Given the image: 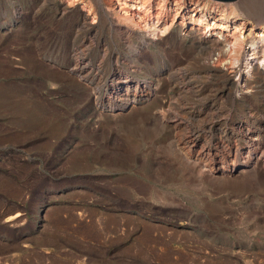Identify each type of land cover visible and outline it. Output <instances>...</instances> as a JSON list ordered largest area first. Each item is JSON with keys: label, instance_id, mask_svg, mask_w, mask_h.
Returning <instances> with one entry per match:
<instances>
[{"label": "rangeland", "instance_id": "374dc122", "mask_svg": "<svg viewBox=\"0 0 264 264\" xmlns=\"http://www.w3.org/2000/svg\"><path fill=\"white\" fill-rule=\"evenodd\" d=\"M90 3L0 0V264H264V165L215 181L174 157L189 135L195 153L232 159L242 132L263 136L264 98L249 96V111L217 96L184 18L135 54ZM249 28L224 33L247 49ZM155 78L142 110H109L112 83L143 96ZM177 99L175 136L152 116Z\"/></svg>", "mask_w": 264, "mask_h": 264}, {"label": "bare ground", "instance_id": "6f19581e", "mask_svg": "<svg viewBox=\"0 0 264 264\" xmlns=\"http://www.w3.org/2000/svg\"><path fill=\"white\" fill-rule=\"evenodd\" d=\"M90 2L94 7H96V9H99L98 11H100L99 15L101 22L106 23L107 21L108 23V21H110V23L114 26L116 33L124 36L125 40H123L122 43L127 44L129 52L135 54H137L139 50L138 44L145 42V40H148L150 43L157 41V43L154 42L155 46L159 45V43L164 41L161 38H164L169 34L175 18H184L183 21L187 23L181 25L180 27L185 28L184 33L190 43L197 49L205 51V54H202V58H199L198 61L204 65L203 67L209 72L211 78L217 79V81L221 79L222 85L218 90H216V95L226 98L228 106L233 105L232 103H237L240 107H242V110L246 109L249 111L251 109H256L249 108L252 107L250 106L249 100H251V97L248 98L249 96H253L252 98L256 100H263L264 0L235 1L233 3V8H236L235 11L231 8V5L229 4L230 2H210L208 0H90ZM114 2H116V5ZM90 9L88 8V10ZM237 12L241 13L243 17H239ZM189 13H192L193 15H187L186 18L184 14ZM170 15L172 16L171 21L167 22L166 17H169ZM194 16L197 17V19H194ZM209 17H213V21L215 22L210 24L209 21H207ZM85 22L83 24H85ZM237 22L239 23V26L243 27H245L246 24L250 25L246 39V41H248L247 49H244V40L241 39L242 33L237 35L234 33L231 34V36L224 33V31L227 32L228 28L231 26H233L236 31V28L238 27ZM216 23L218 29H220L218 30L213 28L212 32H210L209 30H211V26H216ZM78 25L80 24L78 23ZM145 36H147V38ZM214 56H216L218 65L225 61L229 62L227 72L218 69L215 64H210V60H212ZM157 78H155L153 82L146 84L147 91L149 93L147 92L148 94H144L143 96L141 95V92L137 95L133 94V96H129L128 86L124 85L127 81H124V83L119 82V85H114L118 81L116 78L115 83H112L111 88L106 89V91L110 90V94L113 92L111 94V101L109 100L108 103L116 102L120 105H116L114 107L111 105L109 110L115 111L116 108L117 111L123 110L132 104H139L140 110H142V108L146 106L145 102H150V99L154 94L153 92L159 85V79ZM143 87L144 85L142 88ZM97 90L100 91L101 87H98ZM96 94V102L102 104L103 99L100 98L101 95L98 92ZM177 102H179V105ZM177 102V105L173 106V103H170L169 101L164 102L160 100L157 113L152 116L155 117L156 121L161 122L165 129L173 132L175 136L178 135L180 126L178 122L176 124L175 121L172 120L173 117L171 116V110L172 107H175L180 111L183 110L178 99ZM262 110H264V108ZM200 113L198 112L196 115L197 117L199 115V118L202 116ZM217 116L221 117L222 115L218 114ZM223 116V119H225L223 121L226 122L237 118L239 115H236L235 113H226V115L223 114ZM152 117L150 118L152 119ZM188 136L178 138L176 140L178 145L176 144L177 152L174 157L178 162L188 161L186 165L189 164L194 171L198 172V175L200 173L199 171L204 168L206 169V173H209L215 181H222L225 179L238 178L239 176L247 175L255 166H259L261 164L264 165V158L262 156H258L260 142H262L261 138L264 134L262 136L260 133L255 134L252 131L242 132L237 138L241 137L240 140L244 139L245 143L241 142L242 145L239 146L240 150H235V157L232 159L229 158L228 160V157L226 156L227 161H214L213 159L208 158V156H205V154L199 155L195 153V151H193V146L191 145L192 142L188 140ZM16 216L17 215L9 217L7 222H11Z\"/></svg>", "mask_w": 264, "mask_h": 264}, {"label": "water", "instance_id": "95a60500", "mask_svg": "<svg viewBox=\"0 0 264 264\" xmlns=\"http://www.w3.org/2000/svg\"><path fill=\"white\" fill-rule=\"evenodd\" d=\"M213 1L226 3V2H235V1H238V0H213Z\"/></svg>", "mask_w": 264, "mask_h": 264}]
</instances>
